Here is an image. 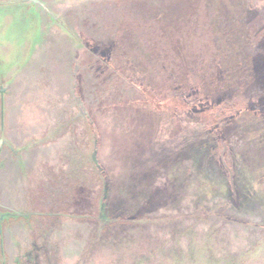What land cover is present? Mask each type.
<instances>
[{"label": "rangeland", "instance_id": "rangeland-1", "mask_svg": "<svg viewBox=\"0 0 264 264\" xmlns=\"http://www.w3.org/2000/svg\"><path fill=\"white\" fill-rule=\"evenodd\" d=\"M263 59L264 0H0V264H264Z\"/></svg>", "mask_w": 264, "mask_h": 264}, {"label": "trees", "instance_id": "trees-1", "mask_svg": "<svg viewBox=\"0 0 264 264\" xmlns=\"http://www.w3.org/2000/svg\"><path fill=\"white\" fill-rule=\"evenodd\" d=\"M262 63H263V64H262ZM259 64H260L261 66L264 65V59L261 60L260 63H258V65H259ZM261 66H260V67H261ZM258 68H259V67H258ZM258 73H259L261 76L258 75ZM256 74H257V75H256L257 82L262 86V89H263V95H261L260 98H259V101H260V102L258 101V102L261 104V102H264V71H263L262 74H261V72H260L259 70H257V71H256ZM261 107H262V105H261ZM263 108H264V107H263ZM263 111H264V109H263Z\"/></svg>", "mask_w": 264, "mask_h": 264}]
</instances>
